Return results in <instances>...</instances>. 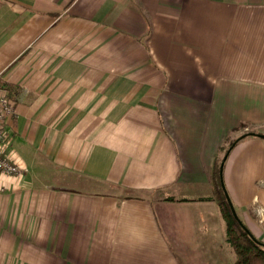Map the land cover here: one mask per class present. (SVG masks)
Returning <instances> with one entry per match:
<instances>
[{
	"label": "crops",
	"instance_id": "0c3cea01",
	"mask_svg": "<svg viewBox=\"0 0 264 264\" xmlns=\"http://www.w3.org/2000/svg\"><path fill=\"white\" fill-rule=\"evenodd\" d=\"M0 85V264H235L213 170L264 135V0H0ZM223 180L264 240L263 136Z\"/></svg>",
	"mask_w": 264,
	"mask_h": 264
},
{
	"label": "trees",
	"instance_id": "16d2710c",
	"mask_svg": "<svg viewBox=\"0 0 264 264\" xmlns=\"http://www.w3.org/2000/svg\"><path fill=\"white\" fill-rule=\"evenodd\" d=\"M246 124L242 122L241 127ZM257 135L263 136L260 132L250 130L235 139H232L224 150V155L214 166L213 175L215 186V199L221 207V211L226 223V236L235 254V264H264V240L257 237L247 226L245 221L239 216L236 217L231 208L232 202L229 193L224 186L223 165L226 156L232 147L241 139ZM218 187V188H217Z\"/></svg>",
	"mask_w": 264,
	"mask_h": 264
},
{
	"label": "built area",
	"instance_id": "2783aa9c",
	"mask_svg": "<svg viewBox=\"0 0 264 264\" xmlns=\"http://www.w3.org/2000/svg\"><path fill=\"white\" fill-rule=\"evenodd\" d=\"M15 99L4 85H0V177L2 175H20L24 167L19 164L7 151L9 135L6 126L16 114ZM3 184L0 183V190ZM260 218H264V208H257Z\"/></svg>",
	"mask_w": 264,
	"mask_h": 264
},
{
	"label": "water",
	"instance_id": "95a60500",
	"mask_svg": "<svg viewBox=\"0 0 264 264\" xmlns=\"http://www.w3.org/2000/svg\"><path fill=\"white\" fill-rule=\"evenodd\" d=\"M230 205H231V208L233 210L234 215L237 217L238 216V213L236 212V209H235L233 203L230 202Z\"/></svg>",
	"mask_w": 264,
	"mask_h": 264
},
{
	"label": "rangeland",
	"instance_id": "374dc122",
	"mask_svg": "<svg viewBox=\"0 0 264 264\" xmlns=\"http://www.w3.org/2000/svg\"><path fill=\"white\" fill-rule=\"evenodd\" d=\"M235 206H236L235 209H237L236 212H237L239 215H241V217H243V216H242V212H241V208H239V206H238L237 204H235Z\"/></svg>",
	"mask_w": 264,
	"mask_h": 264
}]
</instances>
